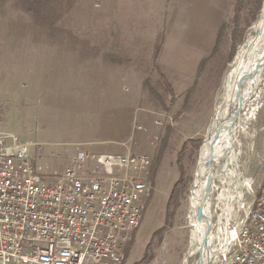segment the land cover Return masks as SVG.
<instances>
[{
	"label": "rangeland",
	"instance_id": "obj_1",
	"mask_svg": "<svg viewBox=\"0 0 264 264\" xmlns=\"http://www.w3.org/2000/svg\"><path fill=\"white\" fill-rule=\"evenodd\" d=\"M260 1L255 15L252 5L240 12L239 27L244 32L236 42L241 43L232 49L228 30L219 58L204 63L192 87L180 91L168 83L157 63L160 27L149 29V34H156L151 36L154 44L133 45L122 38L144 29L139 26L140 15L146 13L125 12L120 0H41L34 11L29 10V2L0 0V131L30 142V152L37 163L47 167L46 174L61 172L78 151L94 158L124 155V144L152 160L142 175L150 188L140 194L143 215L121 264H184L190 246L187 264L195 263L190 190L199 148L189 145L182 156L187 185L180 189L167 221V203L179 177L177 157L187 140L202 143L205 138L234 60L231 55L243 46L258 21L264 6V0ZM233 16L227 22L230 28ZM123 19L130 27L116 28ZM133 21L140 24L132 27ZM117 36H121L119 44ZM145 37L149 36H137ZM114 79L123 90L103 91ZM120 93H124L120 112L117 108L109 111L107 100ZM248 103L233 126L231 172L225 177L232 197L230 226L264 187V74L256 96ZM162 112L171 117L163 128L153 123L154 114ZM87 166L98 167L95 159ZM212 195L209 233L216 232L213 226L220 214H213L218 193ZM150 243L151 254L141 262Z\"/></svg>",
	"mask_w": 264,
	"mask_h": 264
},
{
	"label": "built area",
	"instance_id": "obj_2",
	"mask_svg": "<svg viewBox=\"0 0 264 264\" xmlns=\"http://www.w3.org/2000/svg\"><path fill=\"white\" fill-rule=\"evenodd\" d=\"M170 122L166 112L154 114V125ZM30 147L0 131V264H121L152 160L124 144V155L78 151L61 172L46 174ZM233 224L220 264H264V187Z\"/></svg>",
	"mask_w": 264,
	"mask_h": 264
},
{
	"label": "bare ground",
	"instance_id": "obj_3",
	"mask_svg": "<svg viewBox=\"0 0 264 264\" xmlns=\"http://www.w3.org/2000/svg\"><path fill=\"white\" fill-rule=\"evenodd\" d=\"M242 68L246 69L245 75L241 80L242 84L239 87L238 95L232 98L226 93L242 71ZM263 74L264 6L258 21L252 27L244 45L238 50L229 72L224 77L222 97L215 109L212 121L213 125L214 121L216 124L227 118L228 121L224 130L218 134L213 147L204 157L202 169L206 175L203 176L201 172L197 171L194 174L190 190L191 217L189 220L195 251L194 264H220L223 255L226 253L230 238L233 237V230L227 228L230 221L228 214L229 202L232 197L228 194L230 191L227 192V181L225 182V177L231 172L233 126L237 120L238 112L245 110L244 106L256 96ZM214 191L218 193V197L217 201L213 202V214H220L217 223L213 226V228L217 226L216 232L213 230L209 233V228H206V224L198 214L197 209L202 207L211 214V200ZM214 242H218V244L214 246ZM190 251L191 246L188 249L184 264H187L190 259Z\"/></svg>",
	"mask_w": 264,
	"mask_h": 264
},
{
	"label": "crops",
	"instance_id": "obj_4",
	"mask_svg": "<svg viewBox=\"0 0 264 264\" xmlns=\"http://www.w3.org/2000/svg\"><path fill=\"white\" fill-rule=\"evenodd\" d=\"M120 3L123 4L125 12L146 13L140 15L141 24L132 22V27L140 24L139 26L144 29L133 37L123 36V40L128 39L133 45L154 44L157 42H154L151 36L156 34H149V29H159V27L162 29L156 35L158 37L162 35L157 63L168 83L174 88H179L180 91L192 87L202 61L208 57L216 44L220 29L227 24L235 11V0H122V2L120 0ZM121 27H130L127 19L119 20L116 28ZM145 34L150 38H137ZM120 38L117 36V44L121 42ZM118 72L121 76L120 80L124 81V74L122 71ZM102 88L106 92L123 90L115 79ZM134 95L129 98L132 99ZM122 98L124 99V93L112 95L105 107L109 111L115 108L119 110Z\"/></svg>",
	"mask_w": 264,
	"mask_h": 264
},
{
	"label": "trees",
	"instance_id": "obj_5",
	"mask_svg": "<svg viewBox=\"0 0 264 264\" xmlns=\"http://www.w3.org/2000/svg\"><path fill=\"white\" fill-rule=\"evenodd\" d=\"M20 1L22 3H24L25 5L27 2H29L30 3V5H29L30 9L29 10L34 11L35 9H38V4L41 0H20ZM260 2H261L260 0H235L233 27L230 28L229 25H227V24H224L222 26V28L219 31V34H218L214 48L212 49V51L208 55V57L202 61L199 69H201V67L203 66L204 63L211 60L212 58H214V59L219 58L220 53L222 51V46H221L222 39H223L224 35H226V32L228 30H230L229 35H231L230 40H231L232 49H234V47H236L237 45H239L241 43L240 40H239L240 42H236L238 35H239V37H241L242 33L244 32V28L239 27L240 12L243 8L250 7L252 5L255 9V11L252 13V16H253L259 10L260 5H261ZM248 15H250V14H248ZM248 26H250V25H248ZM233 56L234 55H231L230 59H232ZM200 143H201L200 140H191V139L187 140L185 143H183L182 149L178 153L177 168L179 171V177H178V180L176 181V183L174 184V187L172 189V192L170 194V197H169V200L167 203V208H166V219H167V221L172 218L171 206L175 202V199H177V197L179 196L180 189L187 185L186 172H185V169L183 166L182 156L184 155V152L187 151L189 145H192L194 148L198 149L200 146ZM159 234H160V231L155 232V235H159ZM150 254H151V243L148 244L146 251H145V255H144L143 259L141 260V262L148 260V257L150 256Z\"/></svg>",
	"mask_w": 264,
	"mask_h": 264
},
{
	"label": "water",
	"instance_id": "obj_6",
	"mask_svg": "<svg viewBox=\"0 0 264 264\" xmlns=\"http://www.w3.org/2000/svg\"><path fill=\"white\" fill-rule=\"evenodd\" d=\"M244 45V43L242 44ZM237 52V50H236ZM235 52V53H236ZM237 54V53H236ZM236 54L234 55V58L236 56ZM245 71L246 69L242 68V71L239 73V75L235 78V81L231 84L232 86L229 88V90L227 91L226 94H228L229 96H231L232 98L236 97V95H238V90L239 87L241 86V80L245 75ZM215 114V110L213 112V115L211 117V122H210V126L207 130V133L205 135V138L203 139L200 147H199V153H198V160H197V164H196V171L197 172H201L203 176L206 175V173L203 171V160L205 155L208 153V151L213 147L214 142L216 141V139L218 138V134L224 130L228 118L225 119L224 121H221L219 124H216V122L214 121V125H213V117ZM213 126V128H212ZM198 214L200 215V217L203 219L204 223L206 224V228L208 229L211 226V216L210 213H208L204 208L199 207L197 209Z\"/></svg>",
	"mask_w": 264,
	"mask_h": 264
}]
</instances>
